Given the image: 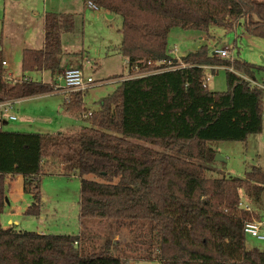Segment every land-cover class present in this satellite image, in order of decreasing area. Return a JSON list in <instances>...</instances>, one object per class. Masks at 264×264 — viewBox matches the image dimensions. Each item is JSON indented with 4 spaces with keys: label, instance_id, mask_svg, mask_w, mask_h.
<instances>
[{
    "label": "trees",
    "instance_id": "1",
    "mask_svg": "<svg viewBox=\"0 0 264 264\" xmlns=\"http://www.w3.org/2000/svg\"><path fill=\"white\" fill-rule=\"evenodd\" d=\"M85 1L122 18L119 51L130 71L136 73V66L144 73L122 80L93 111L84 91L65 93V108L88 123L77 132H19L2 125L0 264H264V251L248 248L244 232L261 216L242 200L243 193L258 198L264 192V167L238 179L207 177L203 164L215 159L212 142H246L263 130L264 89L245 78L255 80L259 66L221 58L205 44L180 58L168 49L174 27L209 32L243 22L249 34L264 39V0ZM73 23L71 13L46 12L43 46L22 51L23 72L49 71L54 82L71 68L62 63L60 30H72ZM158 62V70L146 71ZM207 66L212 72L227 67L228 90L209 89ZM8 79L0 48V102L56 91L53 82L30 76ZM55 164L81 179L80 223H105L106 233L2 226L7 178L23 176L24 192L36 200L27 213L40 215L42 178Z\"/></svg>",
    "mask_w": 264,
    "mask_h": 264
},
{
    "label": "rangeland",
    "instance_id": "2",
    "mask_svg": "<svg viewBox=\"0 0 264 264\" xmlns=\"http://www.w3.org/2000/svg\"><path fill=\"white\" fill-rule=\"evenodd\" d=\"M36 12L39 14L36 15ZM45 12L74 15L73 29L60 30L62 63L71 68H83L84 76L92 77L95 81L92 87L84 90L83 100L90 111L98 109V101L114 92L122 80L144 73L138 72L135 67L136 73L130 71L126 57L119 51L122 42L119 31L122 18L119 15L111 14L99 7L91 8L85 0H0V48L3 50V58L8 59L11 64L5 68L7 79L9 73H12L9 82L25 76L53 82L49 71L24 73L21 67L22 48L42 46L39 40L43 36ZM204 44L211 52L228 48L231 59L226 58L227 60L239 59L258 65L254 81L264 84V39L249 34L243 22L230 30L216 25L211 27L209 32L174 27L168 35V49L174 57L180 58L196 51ZM162 64L163 62H158L155 64L156 68L146 71L158 70ZM215 68L214 72L211 69L206 71L209 89L228 90L227 67ZM60 78L53 82L56 91L18 100L10 112L13 114L14 110L17 119L8 120L5 129L19 132L72 133L87 125L84 115L71 113L65 108L67 95L65 90L59 88L64 86ZM211 146L215 149L216 155L214 161L203 163L206 166L207 177L225 175L241 179L246 177V173L252 167H264V128L260 133L249 135L246 142L226 140L212 142ZM217 155L224 160L216 159ZM60 170L55 164L43 175L40 215L27 213L36 200L31 194L24 192L23 176L8 177L6 191L9 193V200L6 201L1 215L2 226L58 235H76L87 229L106 233L108 225L105 223L92 220L86 221L84 225L80 223L81 179L78 175L68 176ZM85 177L103 181L100 176L94 174ZM242 200L264 219V192L258 198L243 193ZM120 239L123 240V237ZM246 245L248 248L264 251V241L250 235H246ZM135 264L158 262L138 260Z\"/></svg>",
    "mask_w": 264,
    "mask_h": 264
},
{
    "label": "built area",
    "instance_id": "3",
    "mask_svg": "<svg viewBox=\"0 0 264 264\" xmlns=\"http://www.w3.org/2000/svg\"><path fill=\"white\" fill-rule=\"evenodd\" d=\"M89 6L91 8L97 9L98 7L93 4L92 2H88ZM176 51V48L174 49ZM218 56L221 58H230V50L228 48L224 49H216L214 51ZM4 64L6 62L4 61ZM170 64V62H169ZM135 68L138 70V68L135 66ZM206 69H211L212 67L207 66ZM142 75V74H140ZM247 80L250 81V78L245 77ZM60 80L64 82V86H59V88L65 90V93H70L72 91H84L88 90L90 87H92L95 83L92 77H85L82 69L80 68H70L67 69L64 74L61 76ZM251 84L259 86L264 89V84H259L256 81L252 80ZM19 100V99H18ZM18 100L14 99H7L0 102V128L2 127V117L4 115H7L9 119H16V116L14 114H11V109L14 107L15 103ZM245 208H249V206L245 205ZM244 232L247 235H250L252 237H255L259 240L264 241V219L259 218L255 219L251 222H247L244 226Z\"/></svg>",
    "mask_w": 264,
    "mask_h": 264
},
{
    "label": "crops",
    "instance_id": "4",
    "mask_svg": "<svg viewBox=\"0 0 264 264\" xmlns=\"http://www.w3.org/2000/svg\"><path fill=\"white\" fill-rule=\"evenodd\" d=\"M46 13V12H45ZM36 15H38L39 14V12H36L35 13ZM45 15V14H44ZM44 32H45V29H44V20H43V36H41V39L39 40V42H41L40 44H42V46H43V43H44ZM41 46V47H42ZM41 47H39V48H41ZM25 48H32V47H23L22 48V51L25 49ZM36 49H38V47H36ZM4 61L6 62V64H5V68H7L8 66H10L11 64H10V62L8 61V59H6V58H4ZM128 64V63H127ZM83 69V68H82ZM128 69H129V66H128ZM12 77V73H9V78H11ZM60 78V77H59ZM66 97V96H65ZM13 114H15L16 115V113H15V111L13 110V112H12ZM17 116V115H16ZM2 119V125H3V129H5V125L7 124V122H8V120H10L11 121V119H9L8 117H2L1 118ZM16 119H17V117H16ZM15 119V120H16ZM6 196H7V199H8V197H9V193L8 192H6ZM9 200V199H8ZM40 233H42V232H40Z\"/></svg>",
    "mask_w": 264,
    "mask_h": 264
},
{
    "label": "water",
    "instance_id": "5",
    "mask_svg": "<svg viewBox=\"0 0 264 264\" xmlns=\"http://www.w3.org/2000/svg\"><path fill=\"white\" fill-rule=\"evenodd\" d=\"M216 159H220V160H224V158L223 157H221V156H216ZM5 201H8V199H7V197L5 198Z\"/></svg>",
    "mask_w": 264,
    "mask_h": 264
}]
</instances>
